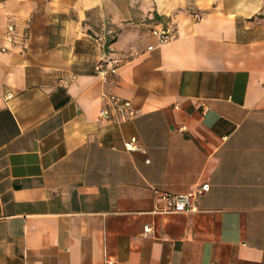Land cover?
Instances as JSON below:
<instances>
[{
	"label": "crops",
	"instance_id": "crops-1",
	"mask_svg": "<svg viewBox=\"0 0 264 264\" xmlns=\"http://www.w3.org/2000/svg\"><path fill=\"white\" fill-rule=\"evenodd\" d=\"M108 259L264 264V0H0V264Z\"/></svg>",
	"mask_w": 264,
	"mask_h": 264
},
{
	"label": "built area",
	"instance_id": "built-area-1",
	"mask_svg": "<svg viewBox=\"0 0 264 264\" xmlns=\"http://www.w3.org/2000/svg\"><path fill=\"white\" fill-rule=\"evenodd\" d=\"M15 28L9 24L6 27L5 39L8 43L13 41ZM151 33L157 38L158 45H163L171 41L175 35L176 30L173 27L166 28H152ZM148 50H152L153 47L149 46ZM3 50V49H2ZM134 54L133 53H121L118 57L110 59L105 63H101L95 67V71L103 79L109 73L114 72L123 62L128 61ZM73 79V77L71 78ZM60 82L67 83V80H60ZM102 101L104 107L98 112V118L102 121H110L113 118L118 120L132 119L136 115V109L127 99L120 98L114 94H103ZM123 149L126 152L132 153L136 151H143L138 145L135 137H130L123 141ZM207 190V185L201 186L196 192L183 195L163 194L160 197V204L157 205L155 211L158 213H189L195 210L197 199ZM148 228H145L147 231ZM104 264H118L115 260L108 259Z\"/></svg>",
	"mask_w": 264,
	"mask_h": 264
}]
</instances>
